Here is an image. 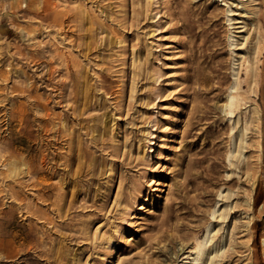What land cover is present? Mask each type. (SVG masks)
<instances>
[{
	"label": "rangeland",
	"instance_id": "374dc122",
	"mask_svg": "<svg viewBox=\"0 0 264 264\" xmlns=\"http://www.w3.org/2000/svg\"><path fill=\"white\" fill-rule=\"evenodd\" d=\"M190 263L264 264V0H0V264Z\"/></svg>",
	"mask_w": 264,
	"mask_h": 264
},
{
	"label": "bare ground",
	"instance_id": "6f19581e",
	"mask_svg": "<svg viewBox=\"0 0 264 264\" xmlns=\"http://www.w3.org/2000/svg\"><path fill=\"white\" fill-rule=\"evenodd\" d=\"M233 88H234V86L231 87V89H233ZM234 105H235V96L232 95V94H228L227 103L224 105V110L227 113L231 114L232 113V107ZM259 178H258V180H259ZM260 179H262V178H260ZM208 236H209V231L207 230V233H206L204 239L201 242H198L196 244L195 257L192 258L193 261L198 260L199 257L202 255L203 249H204V247H205V245H206V243H207V241L209 239ZM190 264H192V263H190Z\"/></svg>",
	"mask_w": 264,
	"mask_h": 264
}]
</instances>
